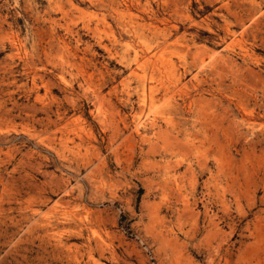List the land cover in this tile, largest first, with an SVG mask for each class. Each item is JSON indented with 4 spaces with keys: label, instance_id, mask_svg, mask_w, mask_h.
<instances>
[{
    "label": "rangeland",
    "instance_id": "374dc122",
    "mask_svg": "<svg viewBox=\"0 0 264 264\" xmlns=\"http://www.w3.org/2000/svg\"><path fill=\"white\" fill-rule=\"evenodd\" d=\"M0 264H264V0H0Z\"/></svg>",
    "mask_w": 264,
    "mask_h": 264
}]
</instances>
